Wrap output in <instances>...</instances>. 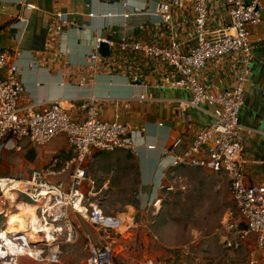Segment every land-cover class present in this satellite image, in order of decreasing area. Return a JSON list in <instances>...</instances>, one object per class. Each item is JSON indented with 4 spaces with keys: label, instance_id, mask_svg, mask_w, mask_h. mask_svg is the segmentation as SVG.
<instances>
[{
    "label": "built area",
    "instance_id": "2783aa9c",
    "mask_svg": "<svg viewBox=\"0 0 264 264\" xmlns=\"http://www.w3.org/2000/svg\"><path fill=\"white\" fill-rule=\"evenodd\" d=\"M100 1L110 3L112 0ZM146 1L154 5L155 15L166 25L172 24L177 14H183L192 25L191 39L180 42L172 37L167 44H156L123 36L114 42L112 38L99 34L89 54L91 67L97 68L102 60L103 45L115 48L130 59L143 57L149 62H160L168 67L170 76L158 86L188 90L192 94V100L178 101V107H213L209 111L211 124L197 132L190 148L180 154L163 152L160 163L169 162L163 166L156 196L149 203L159 209L160 193L173 189L167 187L165 181L176 170L195 169L223 176L232 202L222 220L223 247L239 251L253 242L258 250H264V182H247L245 129L239 122L245 106V87L251 83L254 52L258 47L251 34L261 22L264 0H251L250 5L246 0H216L220 7L227 9L228 23L213 22V0ZM18 4L26 10L37 9V5L28 0H18ZM122 6L125 8L122 13L109 11L102 17H121L126 21L143 11L127 2ZM89 16L93 18L99 14L91 12ZM53 25L69 27L73 22L59 12L54 15ZM225 61L235 78L229 90L212 91L203 76L210 64L221 67ZM84 82L79 85L83 86ZM24 92L18 65L11 63L6 53H0V142L8 145L27 140L46 146L64 136L73 149V157L59 171L46 166L32 171L26 178H0V214L8 217L17 202L28 205L33 212L29 214L31 220L20 232L9 231V221L5 229L0 230V264H21L23 258L37 264H62L65 246L75 245L80 240L72 213L106 237L99 244L90 241L85 244L87 264H112L115 251L111 237L121 232L123 220L104 212L97 198L100 192L96 190L85 162L97 152L136 154L144 129L102 117L101 104L112 102L115 117L119 118L122 99L110 93L105 97L84 99L85 118L79 121L61 102L54 103L46 111H37L33 105L22 106ZM138 100L148 101L145 95ZM180 143L181 139L176 140L174 147ZM147 148L152 150L155 147L147 145ZM71 168L74 170L68 187L62 182H54L52 178ZM249 264H257V260L253 257Z\"/></svg>",
    "mask_w": 264,
    "mask_h": 264
},
{
    "label": "crops",
    "instance_id": "0c3cea01",
    "mask_svg": "<svg viewBox=\"0 0 264 264\" xmlns=\"http://www.w3.org/2000/svg\"><path fill=\"white\" fill-rule=\"evenodd\" d=\"M28 1L35 3L37 9L26 10L18 0H0V53H6L11 63L19 67L25 87L20 104L46 111L54 103L61 102L76 120L82 121L85 118L84 99L105 97L109 93L122 99L119 118L115 117L112 102L101 104L102 117L144 129L137 153L97 152L86 160L85 167L96 183L99 197L106 190L134 188L140 190L136 203L148 205L156 196L163 166L169 162L160 163L163 152L168 150L172 154H180L190 148L197 132L211 124L209 111L213 107H178V101L191 100L192 94L188 90L158 86L170 76L165 64L149 62L143 57L130 59L115 48H109L107 57L101 54L102 60L94 69L89 63V54L99 34L112 38L114 42L125 36L167 44L172 37L180 42L191 39L192 25L183 14H177L170 25L162 23L155 15L154 5L146 0H112L110 3L100 0ZM123 2L131 7H140L142 13L126 21L121 17H102L109 11L122 13L125 10ZM217 3L216 0L212 2L213 22L228 23L227 9ZM59 12L66 14L73 25H53L54 15ZM91 12L99 16L92 18L89 16ZM251 38L258 47L254 52L251 83L245 87V106L239 122L245 129L247 182L259 184L264 182V20L252 30ZM234 76L225 61L221 67L210 64L203 80L210 90L225 92L230 89ZM81 81H85L83 86L79 85ZM141 95H145L148 101L140 102ZM178 139L181 143L174 147ZM147 145L155 148L149 150ZM72 157L73 149L64 136L46 146L27 140L8 145L1 141L0 178H26L32 171L46 166L59 171ZM73 170L71 168L53 179L68 187ZM16 205L26 208L18 202ZM102 208L107 213L104 206ZM71 218L85 244L88 241L93 244L105 241L104 234L87 221L74 213ZM131 219L138 227L135 217ZM148 224L144 222L145 228ZM117 234L122 235L123 232ZM237 252L247 260V264L253 257L257 264H264V250H258L253 242ZM146 263L155 264V260L151 258Z\"/></svg>",
    "mask_w": 264,
    "mask_h": 264
},
{
    "label": "rangeland",
    "instance_id": "374dc122",
    "mask_svg": "<svg viewBox=\"0 0 264 264\" xmlns=\"http://www.w3.org/2000/svg\"><path fill=\"white\" fill-rule=\"evenodd\" d=\"M246 4L250 5L251 0H246ZM165 183L173 189L160 193L162 201L157 210L150 203L146 206L136 203L139 189L106 190L97 197L107 214L123 220V234L112 235L115 251L112 264H147L151 258L155 264H247L239 252L223 247L222 220L232 205L225 177L179 169ZM16 204L8 217L19 213L24 216L22 207ZM132 216L138 227L133 225ZM8 217L0 214V230L5 229ZM144 222L151 223L145 228ZM12 229L20 231L22 226L18 223ZM87 259L82 238L75 245L65 246L62 264H87ZM20 262L37 264L24 258Z\"/></svg>",
    "mask_w": 264,
    "mask_h": 264
},
{
    "label": "bare ground",
    "instance_id": "6f19581e",
    "mask_svg": "<svg viewBox=\"0 0 264 264\" xmlns=\"http://www.w3.org/2000/svg\"><path fill=\"white\" fill-rule=\"evenodd\" d=\"M24 212H25V214H24V216L22 215V213H19V214H14V215H11L9 218H8V221L10 222L9 223V231L10 230H13L14 231V229H12V226H14V225H17L18 223H19V225L20 226H22V228L24 227V223H27V222H29L30 220H31V218H30V216L28 215V214H30L31 213V211H32V208L31 207H29V208H21ZM28 215V216H27ZM24 217V218H23ZM23 218V219H22ZM34 220H35V218H33ZM21 220H23V221H21ZM26 220H27V222H26ZM22 222H24V223H22ZM23 230V229H22ZM21 231V230H20ZM20 231H18L17 229H16V232H20Z\"/></svg>",
    "mask_w": 264,
    "mask_h": 264
},
{
    "label": "water",
    "instance_id": "95a60500",
    "mask_svg": "<svg viewBox=\"0 0 264 264\" xmlns=\"http://www.w3.org/2000/svg\"><path fill=\"white\" fill-rule=\"evenodd\" d=\"M109 52H110L109 47L106 46V45H103L102 50H101V54L103 56H106L107 57V55L109 54Z\"/></svg>",
    "mask_w": 264,
    "mask_h": 264
},
{
    "label": "trees",
    "instance_id": "16d2710c",
    "mask_svg": "<svg viewBox=\"0 0 264 264\" xmlns=\"http://www.w3.org/2000/svg\"><path fill=\"white\" fill-rule=\"evenodd\" d=\"M26 205V204H25Z\"/></svg>",
    "mask_w": 264,
    "mask_h": 264
}]
</instances>
